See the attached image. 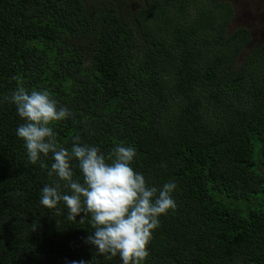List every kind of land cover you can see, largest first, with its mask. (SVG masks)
Segmentation results:
<instances>
[{
	"label": "trees",
	"instance_id": "obj_1",
	"mask_svg": "<svg viewBox=\"0 0 264 264\" xmlns=\"http://www.w3.org/2000/svg\"><path fill=\"white\" fill-rule=\"evenodd\" d=\"M233 18L227 0H0V264H122L86 243L90 217L40 204L54 161L16 135L19 86L71 111L57 147L131 146L149 186L176 183L142 264H264V42Z\"/></svg>",
	"mask_w": 264,
	"mask_h": 264
},
{
	"label": "clouds",
	"instance_id": "obj_2",
	"mask_svg": "<svg viewBox=\"0 0 264 264\" xmlns=\"http://www.w3.org/2000/svg\"><path fill=\"white\" fill-rule=\"evenodd\" d=\"M10 100L24 121L16 135L24 142L28 160L35 164L41 156L51 154L54 161L47 175L56 179L42 188L40 204L53 209L63 202L70 221L80 217L83 222L90 217L94 231L86 243L100 254L119 255L122 264H142L150 255L147 246L152 231L159 226V217L176 208L172 196L176 183L169 181L161 188L149 186L143 174L131 166L137 155L131 146L117 145L105 156L98 147L82 144L80 137L74 136L70 151L57 147L53 123L72 113L58 106L46 90L29 92L19 86ZM74 158L81 179L74 178ZM62 187L69 190L68 194L61 191ZM35 228L34 223L33 231Z\"/></svg>",
	"mask_w": 264,
	"mask_h": 264
},
{
	"label": "rangeland",
	"instance_id": "obj_3",
	"mask_svg": "<svg viewBox=\"0 0 264 264\" xmlns=\"http://www.w3.org/2000/svg\"><path fill=\"white\" fill-rule=\"evenodd\" d=\"M234 8L230 30L237 26L249 29L252 42H264V0H227Z\"/></svg>",
	"mask_w": 264,
	"mask_h": 264
}]
</instances>
